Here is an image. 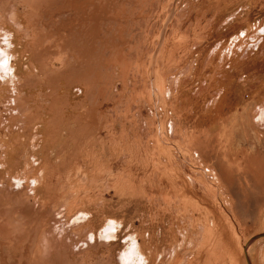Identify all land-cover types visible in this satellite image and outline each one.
<instances>
[{
	"label": "rangeland",
	"instance_id": "rangeland-1",
	"mask_svg": "<svg viewBox=\"0 0 264 264\" xmlns=\"http://www.w3.org/2000/svg\"><path fill=\"white\" fill-rule=\"evenodd\" d=\"M0 49V189L29 188L0 211L96 244L54 261L114 262L134 239L149 264H264V0H0ZM148 158L170 172L165 202L145 194ZM42 170L49 189L31 181ZM182 178L203 197L183 203Z\"/></svg>",
	"mask_w": 264,
	"mask_h": 264
},
{
	"label": "bare ground",
	"instance_id": "bare-ground-1",
	"mask_svg": "<svg viewBox=\"0 0 264 264\" xmlns=\"http://www.w3.org/2000/svg\"><path fill=\"white\" fill-rule=\"evenodd\" d=\"M10 5V4H9ZM163 30V29H162ZM4 50V49H3ZM158 52V51H157ZM0 54H1V49H0ZM231 54V53H230ZM8 56L9 54L5 55V54H2V56H0V59H3V64L0 66V67H3L4 68V73H5V78L4 76H2L4 79H10L12 78L14 75H12V68L10 66V64L8 65L7 63V59H8ZM156 72L157 69H156ZM160 74V73H159ZM163 75V74H162ZM164 76V75H163ZM6 79V80H7ZM158 79H162V78H158ZM164 79V77H163ZM165 83V82H164ZM157 84V83H156ZM158 86V85H157ZM173 86V85H172ZM169 88V87H168ZM153 90V89H152ZM170 90V88H169ZM168 89H165V86L163 84V82H160V85L157 87V93L153 92L152 94L150 93V100L153 105V107H156L158 104H162L163 108L164 106L166 107L167 104V100H166V97L168 96L169 94V91ZM149 94V93H148ZM98 96V95H97ZM154 99H153V98ZM157 99V101H155V99ZM216 100V99H215ZM160 104V105H161ZM154 109V108H153ZM260 116H262L264 119V110L261 111L260 113ZM259 116V117H260ZM261 119V118H260ZM161 126V125H160ZM164 125H162L163 127ZM160 127V128H162ZM164 128V127H163ZM159 130L161 133H164L163 132L164 130ZM174 129V127H173ZM168 130V129H167ZM173 133V132H172ZM157 135V134H156ZM161 134H159L160 136ZM162 136V135H161ZM160 136V137H161ZM175 136V135H174ZM206 137V134L203 135ZM157 137V136H156ZM158 137V139L156 140L157 141V145L159 146H165L167 144H169V142L165 143L164 140H162V138ZM163 137V136H162ZM200 137V136H199ZM204 137V138H205ZM206 139V138H205ZM179 140H182V139H179ZM183 141V140H182ZM181 142V141H180ZM185 143V142H184ZM190 143L192 144V149L195 147V150L193 149L192 152L194 155H198V154H195V153H198L199 150V144L196 142V140H191ZM189 143V144H190ZM177 145V144H176ZM180 146V145H179ZM185 146V145H184ZM186 146L188 147L187 143H186ZM181 147V146H180ZM176 148V147H175ZM183 148V146H182ZM181 148V149H182ZM177 149V148H176ZM180 149V148H179ZM183 149H186V147H184ZM190 149L188 148L187 151H189ZM195 152V153H194ZM191 155V154H190ZM193 155V156H194ZM192 156V157H193ZM195 156V157H196ZM198 158V157H197ZM185 159V158H184ZM195 159V158H194ZM120 160V159H119ZM125 162V161H123ZM139 166H143L144 169H146V171H150L149 170L150 168H152V172H151V177L154 179V182L158 185V188L155 187L153 189H151L150 187L149 188H146L145 191V194L148 195V201L150 202L151 201V198L154 196L155 199L158 198L160 201H166L167 197L170 196H173L174 197V194H175V191H173L172 189H174V187H172V181L170 179V172H168V170H166V168L164 167L163 170L160 169V167L157 165V164H153L149 158H148V161H145V160H141L139 161ZM123 164V163H122ZM51 168V167H50ZM44 169V168H43ZM51 170V169H50ZM53 170V169H52ZM45 171V170H44ZM44 171L42 170L40 176L37 178L33 177L31 181H34V185H44L45 189H49L48 186L51 185V182H48L46 179L47 178H44ZM78 172V171H77ZM149 172V173H150ZM206 172V171H205ZM203 172V173H205ZM49 175V174H48ZM80 175V174H79ZM144 178H143V181L146 180V178L148 179L149 178V174L147 175L145 172H144ZM47 176V175H45ZM189 177V176H188ZM40 178V179H39ZM83 178V177H82ZM212 180H215L216 179V176L214 173H212ZM188 179V178H187ZM54 179H52L53 181ZM59 180V179H58ZM86 179H84L85 181ZM209 180V179H208ZM206 178V181L209 185H211V187L213 188V190L215 189L216 191V194L218 195L219 191H218V188H216V186L209 182ZM50 181V180H49ZM114 181V180H113ZM181 181L183 182V185L181 187V191L183 192L182 195H181V198H183V203L184 202H188L189 198L191 197V193H193L195 196L197 197H203L204 195V192H202V189H204V186L200 185L199 183L198 184H194L193 180H188L190 183H188L184 178L181 179ZM48 182V183H47ZM80 182L82 183V181L80 180ZM86 182V181H85ZM115 182L117 184H120L121 182H123L122 180H120L119 178L115 180ZM133 182H135V177L133 178ZM28 188L27 185H21V188L19 190H17L16 192L13 191L12 188L8 189V188H1L0 189V195H2L4 197V199L8 200V199H20V198H24L25 196V190H26V187ZM90 186V185H89ZM161 186H165L164 188H162ZM54 187V186H53ZM73 187V186H72ZM162 188V189H161ZM206 188V186H205ZM29 189V188H28ZM72 189V188H71ZM207 189V188H206ZM5 190V191H4ZM205 190V189H204ZM3 191L5 192V196L3 194ZM209 191V190H208ZM73 192V190H72ZM70 195V193H69ZM188 195V196H186ZM212 195V194H211ZM1 196V197H2ZM73 196V195H72ZM71 197V196H70ZM3 199V200H4ZM69 199V197H68ZM74 199V198H73ZM214 200V199H213ZM24 203V202H23ZM22 205V204H21ZM34 206V204H33ZM22 207V206H21ZM19 208V207H18ZM24 209V208H23ZM21 210V209H20ZM35 212L40 214L41 216H46V214L48 213L50 216H51V212L48 211L47 209L42 211L41 210V207L40 206H37L34 208ZM25 211V210H24ZM23 211V213H24ZM33 212V211H32ZM40 212V213H39ZM15 213V210L14 212L11 210V209H7L6 207L3 208V210L0 211V240L4 241V244L2 245L0 243V259L3 260L4 259V256L6 257V262L8 260V262L10 263L12 261V256H11V252L12 251H21V255L18 256L17 258V264H68L67 262H64V261H54L53 259V255H52V251H62L64 249H74V251H90V249L93 248L96 249V247L94 248V246H96V244L94 245L93 242H94V238L93 236L90 234V237L93 238L92 239V243L90 244L89 241L87 239H84L83 242H80L78 244L79 241H75L74 239H69L70 242H67L65 243L63 239H61V237L59 238H52L51 237V234L50 232L49 233H46L43 237L39 235L40 233V230L41 228H43V223L41 222L40 224L37 223V225H30V223H27V231H24V233H22V230L20 228L19 225L17 224H14L12 223L11 221V215ZM27 214V213H26ZM55 213H53L54 215ZM62 215V214H61ZM85 215V214H84ZM83 216V215H82ZM52 218V216H51ZM55 218V217H53ZM77 218V217H76ZM79 218V217H78ZM40 219V218H39ZM61 219V218H60ZM74 219V218H73ZM49 220V219H48ZM53 219H51L52 221ZM67 220V219H66ZM71 220V219H70ZM52 222H55L54 220ZM108 222V223H107ZM107 225H106V228H109L110 230L112 229H116L117 230V224L118 222H114L112 220H109L107 221ZM19 224V223H18ZM23 225H25L24 223H22ZM36 224V223H35ZM56 224V227H57V223L55 222L53 225L55 226ZM59 224V223H58ZM64 224V223H63ZM74 224V223H73ZM78 224V223H77ZM21 226L22 228L24 226ZM69 225H72V223ZM75 225V224H74ZM119 225V224H118ZM68 226V225H67ZM111 226V227H110ZM62 227V226H61ZM71 228V227H70ZM104 228V227H102ZM64 229V228H63ZM29 230V231H28ZM109 230V231H110ZM205 231V230H204ZM107 232V231H106ZM113 232H115V230H113ZM108 233H111V232H107ZM111 234H109L110 236ZM108 236V237H109ZM112 237V235H111ZM70 238V237H69ZM98 244H102V241L99 242ZM129 245V244H128ZM128 245H127V248H128ZM247 245H249V241L247 242ZM100 246V245H99ZM62 249V250H61ZM24 251H30V256L32 258V260L28 259L26 260L23 256V252ZM34 251H46L47 254L44 255V257L40 258L38 257L37 255L34 256ZM73 251V252H74ZM149 251H152V250H149ZM38 253V252H37ZM79 253V252H78ZM45 254V253H44ZM123 255H119L117 258H116V261L113 262V260H111L110 258H106L104 262H99L100 264H149V263H152L153 261V253L149 252L147 256L144 255L143 251H140V245L137 244V240L135 241L134 239H132L131 241V246H130V249L124 253H122ZM27 256V255H26ZM70 256V255H69ZM84 256V255H82ZM86 257V256H85ZM156 259V257H155ZM4 261V260H3ZM100 261V260H99ZM70 262V261H69ZM12 263V262H11ZM3 264V263H2Z\"/></svg>",
	"mask_w": 264,
	"mask_h": 264
}]
</instances>
